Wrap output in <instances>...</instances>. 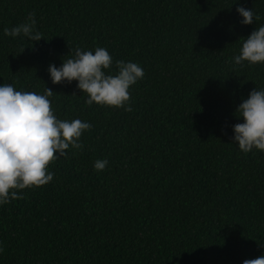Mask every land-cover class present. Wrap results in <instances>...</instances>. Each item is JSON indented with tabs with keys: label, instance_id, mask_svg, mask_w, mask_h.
Here are the masks:
<instances>
[{
	"label": "trees",
	"instance_id": "trees-1",
	"mask_svg": "<svg viewBox=\"0 0 264 264\" xmlns=\"http://www.w3.org/2000/svg\"><path fill=\"white\" fill-rule=\"evenodd\" d=\"M238 6L259 20L242 24ZM35 13L31 41L4 29ZM264 0H0V85L48 97L92 125L48 165L52 181L0 204V264H243L264 255V150L244 153L237 107L264 62L236 64ZM134 62L132 111L93 103L48 67L77 48ZM75 93V94H73ZM106 159L103 171L97 160Z\"/></svg>",
	"mask_w": 264,
	"mask_h": 264
},
{
	"label": "clouds",
	"instance_id": "clouds-1",
	"mask_svg": "<svg viewBox=\"0 0 264 264\" xmlns=\"http://www.w3.org/2000/svg\"><path fill=\"white\" fill-rule=\"evenodd\" d=\"M236 11L243 17L242 24L260 19L252 9L238 6ZM4 34L11 37L23 34L31 41L43 37L36 30L34 12L28 14L25 22L6 27ZM234 60L236 64L264 62V25L247 36ZM112 63L113 58L105 48H96L94 54L77 48L74 58L60 67L50 64L48 71L53 84L78 81L77 87L88 94L85 101L88 106L96 103L132 111L126 106L130 101L129 88L143 79L144 70L137 63L118 60V74L106 75L103 69L110 68ZM52 95L53 90L47 87L41 95L18 91L11 84L0 85V204L22 198L19 190L52 181L54 174L48 171V165L58 158L57 154L66 155L65 150L70 146L83 147L79 142L82 132L90 130L92 125L80 119L70 122L57 119L48 99ZM236 112L244 120L233 125V140L238 142L239 149L244 153L253 148L264 150V89L254 88ZM107 164L106 159L97 160L94 169L103 171ZM243 264H264V255L245 259Z\"/></svg>",
	"mask_w": 264,
	"mask_h": 264
}]
</instances>
